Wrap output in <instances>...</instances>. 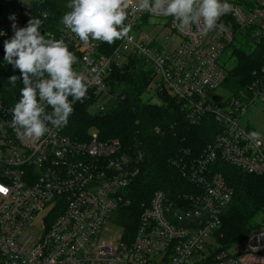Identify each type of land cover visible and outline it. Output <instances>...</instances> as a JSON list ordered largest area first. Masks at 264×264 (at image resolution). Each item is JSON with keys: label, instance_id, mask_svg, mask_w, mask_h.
<instances>
[{"label": "built area", "instance_id": "2783aa9c", "mask_svg": "<svg viewBox=\"0 0 264 264\" xmlns=\"http://www.w3.org/2000/svg\"><path fill=\"white\" fill-rule=\"evenodd\" d=\"M46 1L16 0L0 21L6 33L0 37L14 35L11 14L18 28L33 17L47 19L37 16ZM226 2L229 10L204 34L197 25L181 29L170 16L134 12L138 0H133L125 21L131 31L110 54L102 51L100 41L84 43L63 24L45 31L46 39L64 41L77 57L73 69L85 77L86 96L73 109L81 104L92 113H105L114 97L111 73L137 57L153 71L147 93L154 88L156 97L164 92L178 100L191 124L212 116L221 132L192 162L175 161L188 189L157 191L141 206L130 233L117 222V214L132 204L126 192L140 174L142 154L124 150L119 141H102L96 132L86 141L73 139L65 126L48 124L40 139L26 137L12 126L15 104L0 95V186L8 190L0 194V264H264V214L240 244L243 252L237 247L216 252L233 189L211 166L221 159L264 177V142L259 135L251 141L253 131L241 125L250 105L264 103V79L250 87L251 96L216 100L227 74L220 65L225 51L248 30L257 41L264 38V0ZM151 19L166 23L154 25ZM148 29L158 33L145 41ZM137 30L138 38L133 35ZM110 224L120 228L116 241L102 236Z\"/></svg>", "mask_w": 264, "mask_h": 264}, {"label": "trees", "instance_id": "16d2710c", "mask_svg": "<svg viewBox=\"0 0 264 264\" xmlns=\"http://www.w3.org/2000/svg\"><path fill=\"white\" fill-rule=\"evenodd\" d=\"M15 3L16 0H0V21ZM69 3L70 0H47L42 4L37 16L43 12L49 15L43 19L40 31H57L62 26L63 15L71 10ZM244 38V46H233L236 65L227 70L222 84L236 98L251 96L250 87L258 79H264V38L257 41L251 30ZM5 40L9 39L0 37V95L6 102L16 104L21 98L22 76L19 69L4 61ZM118 43L119 40L113 44L101 42L102 51L110 54ZM13 75L18 77L15 85L8 79ZM152 80V69L140 58L130 57L109 77L114 97L107 111L92 113L87 105L80 104L65 126L73 139L86 141L96 132L102 141H119L124 150L142 154L140 174L126 192L132 204L117 214V222L130 233L138 222L141 206L148 204L157 191L176 193L188 189L175 161L192 162L221 132L212 116L191 124L182 104L164 92H158L159 103L145 102ZM211 169L220 172L233 189L231 204L216 235L220 245L216 252L232 250L259 227L258 217L264 214V177L246 174L221 159Z\"/></svg>", "mask_w": 264, "mask_h": 264}, {"label": "clouds", "instance_id": "9594fccd", "mask_svg": "<svg viewBox=\"0 0 264 264\" xmlns=\"http://www.w3.org/2000/svg\"><path fill=\"white\" fill-rule=\"evenodd\" d=\"M133 0H70L71 9L62 17V24L70 29L81 41L91 40L113 44L128 37L131 25H126L128 10ZM230 8L226 0H138L134 12H149L173 17L181 29L200 26L203 33L217 27V21ZM48 12L42 16L47 18ZM14 35L4 41V61L19 69L23 87L21 98L12 108V126L23 130L26 137L40 139L49 131L48 124L54 128L67 125L73 113V104L83 101L87 86L83 74L73 69L77 57L68 49L63 40L46 39L41 34L43 20L31 18L26 27L18 28L15 14ZM6 33L0 30V36ZM9 83L15 85L18 77L13 75ZM71 97V101L69 100ZM50 107L47 111L45 104ZM258 133H248L251 141H258ZM0 194L7 189L0 186Z\"/></svg>", "mask_w": 264, "mask_h": 264}, {"label": "rangeland", "instance_id": "374dc122", "mask_svg": "<svg viewBox=\"0 0 264 264\" xmlns=\"http://www.w3.org/2000/svg\"><path fill=\"white\" fill-rule=\"evenodd\" d=\"M150 23L154 25H159L165 24L166 21L159 19H151ZM140 33L141 32L138 30L133 31V35L136 38L139 37ZM144 33L146 34V36L143 37V39L145 41H150L158 33V30L148 29L147 31H144ZM165 33L167 32H162L161 36H163ZM245 43L246 39L243 36H238L234 41L233 46H244ZM233 46L228 48L220 59V65L224 66L227 70L234 68V66L236 65V60L232 55ZM229 97H231V93L223 87L219 88L216 91V100L219 102L226 101ZM144 101H150L153 104L159 103L160 100L156 97L154 88H152L151 91L144 96ZM241 125L245 128H249L252 131L257 132L262 141L264 142V104L260 102H255L250 105L246 114L242 118ZM262 216L263 215H260L258 217V222H260ZM109 228V231H106L104 232V234H102L103 238L107 240L116 241L121 233L120 228L114 224H110Z\"/></svg>", "mask_w": 264, "mask_h": 264}, {"label": "water", "instance_id": "95a60500", "mask_svg": "<svg viewBox=\"0 0 264 264\" xmlns=\"http://www.w3.org/2000/svg\"><path fill=\"white\" fill-rule=\"evenodd\" d=\"M42 35H45V31L41 32ZM158 98H160V96L158 95ZM236 252H243L244 251V246L240 245L235 249Z\"/></svg>", "mask_w": 264, "mask_h": 264}, {"label": "snow or ice", "instance_id": "6c2138e0", "mask_svg": "<svg viewBox=\"0 0 264 264\" xmlns=\"http://www.w3.org/2000/svg\"><path fill=\"white\" fill-rule=\"evenodd\" d=\"M0 190H3V189H0Z\"/></svg>", "mask_w": 264, "mask_h": 264}]
</instances>
